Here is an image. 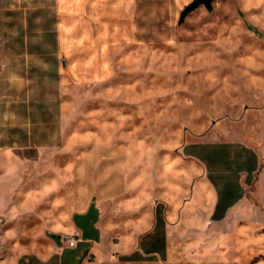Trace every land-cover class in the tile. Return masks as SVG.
<instances>
[{"label": "rangeland", "instance_id": "374dc122", "mask_svg": "<svg viewBox=\"0 0 264 264\" xmlns=\"http://www.w3.org/2000/svg\"><path fill=\"white\" fill-rule=\"evenodd\" d=\"M193 1L31 0L55 23L64 138L47 153L0 148V264L68 247L55 218L79 152L104 139L126 143L143 171L170 175L153 198L166 215L193 200L199 174L182 164L184 146L255 148L260 167L238 207L218 222L193 205L166 218L156 261L264 264V0H214L180 20Z\"/></svg>", "mask_w": 264, "mask_h": 264}, {"label": "crops", "instance_id": "0c3cea01", "mask_svg": "<svg viewBox=\"0 0 264 264\" xmlns=\"http://www.w3.org/2000/svg\"><path fill=\"white\" fill-rule=\"evenodd\" d=\"M45 11L31 0H0L1 149L47 153L64 138L61 61L55 23L39 20ZM214 146L181 149L182 164L195 161L199 176L193 200L166 215L153 198L170 175L161 167L143 171L133 165L121 140L94 141L79 152L72 197L55 218V232L79 234L78 244L42 256L22 254L14 264H159L156 259L168 249L166 218L178 214L183 220L193 205L206 219L222 221L255 178L260 167L255 148L240 142Z\"/></svg>", "mask_w": 264, "mask_h": 264}, {"label": "water", "instance_id": "95a60500", "mask_svg": "<svg viewBox=\"0 0 264 264\" xmlns=\"http://www.w3.org/2000/svg\"><path fill=\"white\" fill-rule=\"evenodd\" d=\"M214 0H194L193 2H191L189 5H187L184 10L181 12L180 14V20H183L184 17L191 12L192 10H194L195 8H197L200 5H204L207 9L211 8V3Z\"/></svg>", "mask_w": 264, "mask_h": 264}, {"label": "built area", "instance_id": "2783aa9c", "mask_svg": "<svg viewBox=\"0 0 264 264\" xmlns=\"http://www.w3.org/2000/svg\"><path fill=\"white\" fill-rule=\"evenodd\" d=\"M63 239L69 248H74L79 241V234L73 233L71 235L65 234Z\"/></svg>", "mask_w": 264, "mask_h": 264}, {"label": "trees", "instance_id": "16d2710c", "mask_svg": "<svg viewBox=\"0 0 264 264\" xmlns=\"http://www.w3.org/2000/svg\"><path fill=\"white\" fill-rule=\"evenodd\" d=\"M30 260L35 261L36 259H30ZM53 260H57V259L55 258V259H53ZM23 261H24V259H22L20 262H23Z\"/></svg>", "mask_w": 264, "mask_h": 264}, {"label": "bare ground", "instance_id": "6f19581e", "mask_svg": "<svg viewBox=\"0 0 264 264\" xmlns=\"http://www.w3.org/2000/svg\"><path fill=\"white\" fill-rule=\"evenodd\" d=\"M67 227H68V226H67ZM67 227H66V228H67ZM70 227H71V226H70ZM71 228H72V227H71Z\"/></svg>", "mask_w": 264, "mask_h": 264}]
</instances>
